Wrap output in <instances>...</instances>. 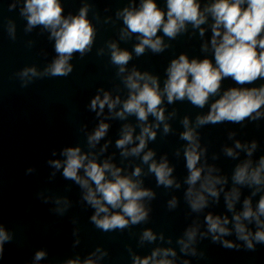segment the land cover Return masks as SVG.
<instances>
[{
  "label": "clouds",
  "instance_id": "clouds-1",
  "mask_svg": "<svg viewBox=\"0 0 264 264\" xmlns=\"http://www.w3.org/2000/svg\"><path fill=\"white\" fill-rule=\"evenodd\" d=\"M20 3L21 0H12L9 11L16 9ZM91 8V3L82 2L76 14L69 12L65 15L61 0H23L19 11L27 21L25 32L30 33L37 27L47 32L48 39L54 41L56 57L42 72L35 67H25L16 73L22 87H27L37 78L67 77L74 69L70 63L74 55L78 53L83 58L92 51L97 30L89 19ZM115 16L122 21L119 40L127 42L132 36L138 40L131 52L120 48L115 41L106 42L110 63L116 67V76L127 95L121 99L119 86L115 98L109 91L99 88L87 107L99 117L107 106L109 115L106 119L109 120L127 121L129 117L135 118L136 125L121 124L115 147L125 160L138 157L140 165L133 166L129 173L123 165L117 166L111 162L114 154L108 159L99 160L111 143L105 142L99 153L91 151L105 139L109 131L110 125L100 122L90 133L86 131V125L80 126L89 151H82L81 146H68L59 153L63 160L48 161V165L54 169L50 178H55L59 172L65 180L79 187L82 204L93 210L90 222L102 232L124 231L149 221L151 202L156 199L157 193L145 186L144 177L153 175L156 186L165 189L180 190L186 186L183 191L184 202L190 209L189 214L195 213L197 218L192 219L175 240L181 256L202 257L204 253L198 251L196 246L209 238L212 243L226 249L239 250L243 246L254 251L257 244H264V155L254 159L259 148L258 141L252 139L249 143H242L236 139L235 131L228 133L232 146H223L221 152L238 161L229 178L221 174L222 169L215 163H209L208 146L202 143L199 129L222 123L244 126L245 121L264 119V84L244 87L264 80V0H213L203 7L200 0H165L164 8L159 6L157 0H139L138 7L136 0H129L128 5L118 9ZM209 18L213 21L210 26L212 59H189L186 53L179 54L165 68L162 86L159 75L136 67L128 69L133 52L136 57H140L146 51L160 54L170 47L164 44L158 33L175 40L188 32L187 25L190 24L203 37L205 29L201 26ZM7 32L11 39H16V24L11 19L7 22ZM31 44L29 42V46ZM208 48V44L201 45L202 52H207ZM96 54L103 56L105 49H98ZM228 78L239 87H228L221 92L222 82ZM217 96L209 105L210 98ZM184 101L199 109L208 105L209 111L205 115H197L194 121L188 115L180 119L183 131L179 132V139L185 143L175 149L174 156L179 159L182 155L185 161L187 175L181 181L174 175L175 165L170 162L168 154L157 158L156 151L148 148V145L157 139L161 129L163 136L175 134L170 121L178 113L175 108L168 111L166 106ZM149 117L152 123H149ZM137 127L139 133L134 135ZM56 154L53 151L52 155ZM219 158L218 153L212 154L213 161ZM141 165L147 166L146 172ZM33 171L32 168L28 169L29 173ZM244 188L250 190L248 195L243 194ZM221 196L226 213H231V216L205 212L212 205L219 204ZM257 196L259 198L254 205ZM43 202L48 203L49 200ZM51 202L55 205L51 211L60 216L72 207V201L67 196H56ZM178 206L179 198L172 195L167 201V208L171 211ZM202 213L204 217L201 224L199 216ZM73 235L78 236L79 229L74 230ZM232 235L242 243L223 239ZM13 236L0 223V258L3 257L5 244L11 242ZM157 241L161 245L173 243L171 236L166 238L163 232L156 233L150 227L144 228L139 234L140 245L156 244ZM79 244L80 239H76L73 247ZM128 252L132 264H176L177 260V252L173 247H156L143 258L132 253L130 248ZM47 255L46 250L36 251L33 259L40 261L46 259ZM107 256V251L96 247L83 261L77 256L75 259L63 260L61 264H99ZM180 264H190V261L181 260Z\"/></svg>",
  "mask_w": 264,
  "mask_h": 264
}]
</instances>
